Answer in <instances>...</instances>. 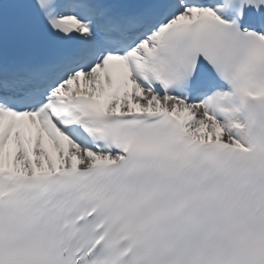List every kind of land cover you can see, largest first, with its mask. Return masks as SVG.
I'll use <instances>...</instances> for the list:
<instances>
[{"label": "snow or ice", "instance_id": "6c2138e0", "mask_svg": "<svg viewBox=\"0 0 264 264\" xmlns=\"http://www.w3.org/2000/svg\"><path fill=\"white\" fill-rule=\"evenodd\" d=\"M0 264H264V0H0Z\"/></svg>", "mask_w": 264, "mask_h": 264}]
</instances>
